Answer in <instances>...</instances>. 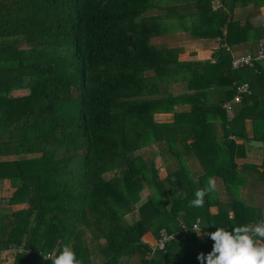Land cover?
<instances>
[{
    "label": "trees",
    "instance_id": "trees-1",
    "mask_svg": "<svg viewBox=\"0 0 264 264\" xmlns=\"http://www.w3.org/2000/svg\"><path fill=\"white\" fill-rule=\"evenodd\" d=\"M262 8L264 0H0L8 264H51L65 246L81 264H200L214 243L204 234L262 219L264 157L237 163L250 140L264 150V59L254 60L264 48ZM179 31L214 41L210 58L180 60L181 48L150 42ZM245 56L250 65L231 68ZM242 83L248 91L229 118L221 105ZM146 150L155 153L134 156ZM155 156L173 165L163 177ZM210 179L221 186L191 207ZM181 225L183 238L162 250L143 241Z\"/></svg>",
    "mask_w": 264,
    "mask_h": 264
},
{
    "label": "clouds",
    "instance_id": "clouds-1",
    "mask_svg": "<svg viewBox=\"0 0 264 264\" xmlns=\"http://www.w3.org/2000/svg\"><path fill=\"white\" fill-rule=\"evenodd\" d=\"M216 190L214 180H209L206 187L195 192V198L190 201L191 207H203L205 197ZM231 215V213H229ZM199 236L201 229L194 230ZM214 242L212 250L206 256L200 253L197 259L200 264H264V219L255 225L247 224L233 227L232 231L217 228L207 233ZM155 239V238H154ZM51 264H81L74 250L65 246L54 259L48 257Z\"/></svg>",
    "mask_w": 264,
    "mask_h": 264
},
{
    "label": "rangeland",
    "instance_id": "rangeland-1",
    "mask_svg": "<svg viewBox=\"0 0 264 264\" xmlns=\"http://www.w3.org/2000/svg\"><path fill=\"white\" fill-rule=\"evenodd\" d=\"M215 3L216 2L212 3V6L214 8H215V5H216ZM261 11H263V10H261ZM150 13L154 14V11H152ZM256 13L260 14L261 12L260 11H256ZM185 35H186V33H183L181 31H179V32H175V34H171L170 35V36H172L171 38H169V37L167 38L166 37L165 40H162L161 38H158V39L155 38V39L150 40V42L152 44L165 43L168 47H172V48H178V47L181 48V46H182L183 51L189 52V51H191V49L193 47H192L191 44L189 45V43L185 40V38L187 37ZM22 48H27V46L25 44H23ZM204 56H206V55H204ZM199 58H201V57H198V59ZM202 59H203V57H202ZM193 61H195V58H194ZM176 90L178 91V93L181 92V84L177 85ZM228 117H230V116H228ZM153 118L156 121L160 122V121H164V120H171L172 117H171V114L165 115V116H159V115L156 114V115L153 116ZM153 153H155V151H148V150H146V151H136L134 153V156H138L139 155V156H142L144 159L145 158L149 159V158L152 157ZM254 153L256 154L255 156L252 155L254 157H249V159H251L252 161L253 160H258L259 157H262V156L264 157V150H262V149L255 150ZM153 161L155 162L156 166L158 165V168H160V169L163 168V171H166L165 170L166 169L165 166H167L168 168H169V166L170 167L173 166L171 162H168L167 160H164L163 158H159L157 156H155L153 158ZM252 161H250V162H252ZM189 164H190V167H191L192 170L197 169V164L196 163L190 161ZM170 169H172V168H170ZM159 171H161V170H159ZM163 174H164V172H162V171L158 172V176L159 177H162ZM112 176H113L112 172H106V173H104L102 175V177H104V178H111ZM11 192H12V190H11V187L8 185V183L5 182V181H2L0 183V211L5 209L4 208V204L2 202V199L8 198L10 196ZM140 196L144 198L145 197V192H142L140 194ZM22 208H24V205H13V206L10 207V210L14 211V210L22 209ZM130 220H131V215L125 216V222L126 223L129 222ZM86 239L88 240L89 236H87ZM93 247H94V245H91L90 242L88 241V249H92ZM9 256L10 255L1 254L0 255V260H2V263L8 264V262L11 260V258ZM132 262L134 263V261H132Z\"/></svg>",
    "mask_w": 264,
    "mask_h": 264
},
{
    "label": "crops",
    "instance_id": "crops-1",
    "mask_svg": "<svg viewBox=\"0 0 264 264\" xmlns=\"http://www.w3.org/2000/svg\"><path fill=\"white\" fill-rule=\"evenodd\" d=\"M263 10V11H261ZM260 10L261 12V16H262V21L264 23V8H262ZM187 36V34L185 35ZM166 37L168 38H171L172 36H163V37H156L157 39L158 38H161L162 40H165ZM185 40L189 43V45L191 44L192 45V49L191 51L189 52H186V51H183V48L181 46V52L179 53V59L180 60H197V61H202V60H207L210 58V55L212 54L213 52V49L215 48V43L214 41H201V40H196V39H193V38H189L188 36L185 38ZM206 55V56H204ZM198 57H201L198 59ZM203 57V59H202ZM205 57V58H204ZM165 115H169V114H159V116H165ZM231 117V116H230ZM229 117V118H230ZM167 121H170V120H164V121H160V122H167ZM246 130L249 132V122H246ZM240 143V142H238ZM260 148H254V147H250L249 149H246V158L244 160H238V164L243 162V163H253V164H259L261 158L263 157H259L258 160H251L249 159V157H254L256 154L254 153L255 150H258ZM254 155V156H252ZM252 161V162H250ZM191 162H194V161H191ZM195 163V162H194ZM162 172H164L165 174V171H163V169H160ZM192 170V169H191ZM198 170L195 169V170H192L194 172H196ZM160 171V172H161ZM163 174V176H164ZM162 176V177H163ZM215 181V184H216V188L220 187L221 186V183L219 180H214ZM246 188H239L238 192H237V196L238 198L240 199H244L245 196H246ZM210 212L211 213H215V209L214 208H210ZM261 216H262V219H264V209H262V212H261ZM143 241L146 242L147 244H151L153 243L154 241V238L151 236L150 233H147L143 236ZM132 261H135V260H132Z\"/></svg>",
    "mask_w": 264,
    "mask_h": 264
},
{
    "label": "built area",
    "instance_id": "built-area-1",
    "mask_svg": "<svg viewBox=\"0 0 264 264\" xmlns=\"http://www.w3.org/2000/svg\"><path fill=\"white\" fill-rule=\"evenodd\" d=\"M263 59H264V48L261 46L258 48L254 60H263ZM230 65L231 68L233 69L242 67L244 65H250V58L249 56L233 58ZM247 91H248L247 85L245 83H242L241 85L237 86L236 93L232 96L230 101L224 102L221 105V109L224 110L228 116H231L233 104L238 103L240 100V94L246 93ZM197 221L198 220H196V223ZM185 229L186 228L183 225H181L179 232L171 233V234H166L165 231L161 230L159 233V237L157 239H154L153 243L149 244V246L154 251L162 250L164 247V243L173 240L177 236L183 238V234L186 232ZM191 229L197 230L196 224L192 225ZM204 238L206 240L210 239L209 236L205 234H204Z\"/></svg>",
    "mask_w": 264,
    "mask_h": 264
},
{
    "label": "water",
    "instance_id": "water-1",
    "mask_svg": "<svg viewBox=\"0 0 264 264\" xmlns=\"http://www.w3.org/2000/svg\"><path fill=\"white\" fill-rule=\"evenodd\" d=\"M247 145L249 147H254V148H261L262 147V144L258 141H254V140H250Z\"/></svg>",
    "mask_w": 264,
    "mask_h": 264
}]
</instances>
